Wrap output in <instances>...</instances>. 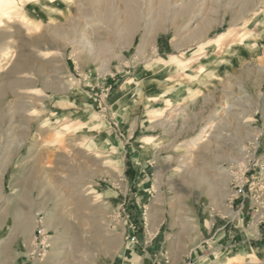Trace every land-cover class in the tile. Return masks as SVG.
Returning <instances> with one entry per match:
<instances>
[{"label":"rangeland","instance_id":"1","mask_svg":"<svg viewBox=\"0 0 264 264\" xmlns=\"http://www.w3.org/2000/svg\"><path fill=\"white\" fill-rule=\"evenodd\" d=\"M12 30L0 264H264V0H72Z\"/></svg>","mask_w":264,"mask_h":264},{"label":"bare ground","instance_id":"2","mask_svg":"<svg viewBox=\"0 0 264 264\" xmlns=\"http://www.w3.org/2000/svg\"><path fill=\"white\" fill-rule=\"evenodd\" d=\"M71 2L72 0H0V37H2L3 32L8 27H13V24L18 23V21L28 30L38 29L42 26L46 16L49 19H55L61 11L65 8H69ZM34 7H41L44 11L39 14ZM10 32V35L4 38L5 40H2L4 44L0 45V72H2V68L11 63L16 56V51L14 49V43L16 42L13 35L14 30ZM39 42L48 43L49 41L45 35H42ZM15 65L17 69H24L27 63L25 61H19L15 63ZM212 75L213 72L206 69L203 74V82H207V79ZM177 99L178 98L170 99V101H175ZM33 159L34 154L32 153L25 158L23 164Z\"/></svg>","mask_w":264,"mask_h":264},{"label":"crops","instance_id":"3","mask_svg":"<svg viewBox=\"0 0 264 264\" xmlns=\"http://www.w3.org/2000/svg\"><path fill=\"white\" fill-rule=\"evenodd\" d=\"M25 159V158H24ZM23 159V160H24ZM22 160V161H23ZM21 164H22V162H21ZM25 164H27V163H25ZM221 220H223L224 222H223V224L221 225V226H219L218 228L221 230L222 229V233L225 235V236H231V219H229V220H227V219H221ZM228 224V225H227ZM262 226H264V225H262ZM261 229H259L258 231H260Z\"/></svg>","mask_w":264,"mask_h":264}]
</instances>
